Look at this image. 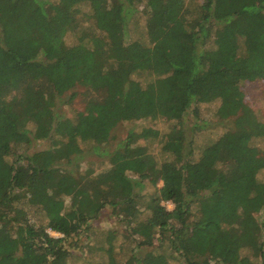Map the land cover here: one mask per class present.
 Instances as JSON below:
<instances>
[{
	"label": "trees",
	"instance_id": "obj_1",
	"mask_svg": "<svg viewBox=\"0 0 264 264\" xmlns=\"http://www.w3.org/2000/svg\"><path fill=\"white\" fill-rule=\"evenodd\" d=\"M258 79L264 0H0V264H68L108 208L128 233L84 264H264V119L242 89ZM158 118L170 129L110 149L121 123ZM210 123L224 132L195 159L188 130ZM81 143L108 167L82 166Z\"/></svg>",
	"mask_w": 264,
	"mask_h": 264
},
{
	"label": "rangeland",
	"instance_id": "obj_2",
	"mask_svg": "<svg viewBox=\"0 0 264 264\" xmlns=\"http://www.w3.org/2000/svg\"><path fill=\"white\" fill-rule=\"evenodd\" d=\"M78 8L81 9L84 13H90V7L87 5V3L78 4ZM144 24L145 19L142 17L140 19L139 24L133 25L131 27V37L132 39H139L144 38L145 32H144ZM134 79L142 83V85L146 86L147 84L151 83L156 79V75L148 72H142L139 74H136L134 76ZM242 89L245 92L246 96V102L251 106L253 111L257 114V117L260 119H264V79H258L255 81H245L242 83ZM218 103L203 105L201 108V112L206 117L207 115H210L211 113L215 112ZM84 108L83 103L80 101V99L76 100V102L73 105V109L76 110H82ZM72 115L71 110H68V115ZM193 118V115L187 113L185 115V122L189 119ZM228 124L230 125V121H228ZM187 125H190V121L188 120ZM151 127L155 130H158L160 132L165 131L166 129H170L171 125L167 123V121L164 118H158L156 120H132L128 122H123L120 124L118 128H116L115 136L116 140L112 142L110 149L113 150L115 148V145L120 142V140L124 139L128 131L130 129H135L137 132L141 131L144 128ZM205 129H189L188 134L193 137L195 141V145L197 146V152L195 153V159H198L200 156V151L198 147H205L207 144L218 140L220 135L224 132L223 127L216 123H210L208 126H205ZM140 143H145L144 140H141ZM146 143H149V152L153 153L157 156L158 159L163 160L166 156L161 151V145L154 140V142L147 141ZM145 143V144H146ZM256 145H259L261 148L264 149V141H257L255 143ZM50 145V140H38L34 144V148L32 151L35 150H43ZM91 146H87L84 143H81V149L83 152H79V155H81V159L79 160L80 163H82V166H86L87 164H92L95 169L98 171L104 170L108 167V159L106 157H102L101 155H96L92 152ZM12 161V159H10ZM258 179L264 180V172H260L258 175ZM146 195H150L154 192L153 187L150 184H147L146 188L144 189ZM168 210H173L174 205L170 202L164 203ZM149 214L146 213L144 215L138 216L134 221L133 224L135 225L138 222V218L144 219ZM258 218L263 220L264 219V211H262ZM91 231H89L87 234H82L80 236V240L75 243L77 247L74 248L75 244H73L72 251L75 255L78 257L74 258L72 257L68 264H84L88 260H95V261H102L107 258V253H105L106 249H108L115 242L116 244L122 243L125 240V237L128 233L126 223L121 221L117 216H115L112 213V210L110 208L106 209L102 212V214L95 220L91 222ZM50 232V231H49ZM50 234L56 238L61 237V235L50 232ZM165 248L167 249H159L156 251L157 258H160V256L164 255H170L173 254L174 256H177L175 253H172L171 250L168 248V243ZM82 248V249H81ZM90 248V250H89ZM92 251V252H91ZM95 251V252H94ZM165 254H164V252Z\"/></svg>",
	"mask_w": 264,
	"mask_h": 264
}]
</instances>
